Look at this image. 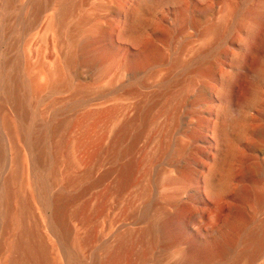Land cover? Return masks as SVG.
Here are the masks:
<instances>
[{
  "label": "rangeland",
  "instance_id": "obj_1",
  "mask_svg": "<svg viewBox=\"0 0 264 264\" xmlns=\"http://www.w3.org/2000/svg\"><path fill=\"white\" fill-rule=\"evenodd\" d=\"M8 1L0 0V192L18 151L28 168L20 194L33 195L26 224L40 222L50 264H180L175 245L154 241L158 225L190 252L194 239L239 214L252 228L264 219L255 204L264 193V54L249 66L264 36V0H73L64 15L61 0H10V9ZM83 42L96 60L69 64ZM45 75L55 89L16 108L11 86L23 100ZM22 115L31 132L14 140L4 121L17 125ZM35 149L44 153L43 183L54 175L47 197L69 199L70 243L83 246L76 260L34 184ZM3 233L0 211V264L12 228ZM247 247L240 241L236 250ZM237 264H264V251Z\"/></svg>",
  "mask_w": 264,
  "mask_h": 264
},
{
  "label": "bare ground",
  "instance_id": "obj_2",
  "mask_svg": "<svg viewBox=\"0 0 264 264\" xmlns=\"http://www.w3.org/2000/svg\"><path fill=\"white\" fill-rule=\"evenodd\" d=\"M72 4L73 0H61L59 3V13L61 15L68 13ZM11 6L12 1L9 0L7 2V8L10 9ZM90 46L91 43L83 42L79 46V52L69 59V64H77L78 62L81 64H91L92 62H94L97 55L96 52L90 49ZM261 54H264V36L261 38L259 43L253 47V54L249 59L250 68L255 69L257 67V59ZM45 78L46 84L44 85L38 83L35 79H32L23 100L18 99L16 96V89L18 86L15 83L11 86V89L8 90L10 91L8 94L14 101L16 108L19 109L23 107L24 101L27 100V98L30 96H38L47 88H50L52 90L55 89L54 82L47 75H45ZM59 79H62L61 70H59ZM25 120L24 115H22L20 117L19 123L16 125V123L14 122V124L10 119H5L4 126L6 127L11 138H13L14 140L19 138V136H21V132L26 129L27 124L24 122ZM24 123L26 124V126H24ZM128 125L124 126L121 133H124ZM25 131L27 133V131H30V129H26ZM25 131H23V133ZM26 133L24 136H26ZM261 135L262 137H264V133H261ZM35 141L33 145L36 147ZM36 142H39V138ZM35 150L37 151L35 152L37 153L35 156V162L38 172L40 173H38L37 177L35 178L34 184L40 188L41 193H39L38 191V194L42 196L44 204L53 208V216L52 220L50 221V226L53 232L56 233L67 258L72 261L76 260L77 251H75V249L82 248L83 246L76 243V247H73L70 243V230L67 225L65 215V205L69 199L64 195L55 196L53 199L47 197L49 188L54 184V175L53 180L50 183H43L44 179L42 178H44V176L42 177L41 175V171L43 169V159L41 160V158L44 156V153L42 150ZM19 155L20 154L17 151V172H15L10 179H7L4 182L2 192H0V211L2 215V227L4 229L3 234L6 235V232L10 228H12V236L10 238L9 244L7 245L9 248L10 256L6 263L3 264H50V259L48 258L47 253L48 250L44 242V238L40 233V222L36 221L33 225L30 226L26 224L27 221L25 217L27 215L29 216V214L32 213L30 203L27 202L30 199H33V195L28 197L26 200L20 194L19 187L23 188L26 183L25 177L28 174V168L25 163L20 162L21 159L19 158ZM260 155H262V153H260ZM215 159H217V157ZM217 163H215L214 165L215 168H219L221 165V163L220 165ZM222 163H224V161ZM53 164L56 165L55 161L53 162ZM19 174L23 175V178L20 182L18 181ZM129 174L130 166L127 165L122 171L121 187H124ZM257 175L262 178V182L264 183V173H262L261 175ZM211 178L210 181H213V176H211ZM213 185V182H211L210 186L212 188H214ZM244 195L246 198H250V194L248 191H246ZM14 199L19 200V207L17 210H14V208H12V201ZM255 204L258 209L264 210V193L258 195L255 198ZM155 220H157V218H155ZM250 224V218L239 214V218L237 221L223 226L221 230L217 232V234L208 232L207 234H205L203 240L194 239L193 244L196 247L192 248L190 252H187L186 249H179L180 247L177 245L178 242L174 241L171 236L168 235L165 225H158L157 232L154 236V241L160 242L164 250L168 245H175L174 255H179L181 257L180 264H209V262L213 261H217V264H219L229 256L232 257V264H237L238 260L244 258H249L251 261H253L264 251V219L257 223L253 228L250 226ZM149 233H153L152 227L146 229L143 232V237ZM240 241H243L244 244H246L248 247L241 252H237L236 246ZM192 251L196 252L198 256H193Z\"/></svg>",
  "mask_w": 264,
  "mask_h": 264
}]
</instances>
